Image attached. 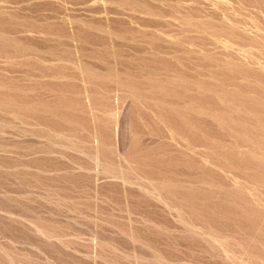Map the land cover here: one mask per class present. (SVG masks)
I'll return each mask as SVG.
<instances>
[{
    "label": "rangeland",
    "instance_id": "374dc122",
    "mask_svg": "<svg viewBox=\"0 0 264 264\" xmlns=\"http://www.w3.org/2000/svg\"><path fill=\"white\" fill-rule=\"evenodd\" d=\"M0 264H264V0H0Z\"/></svg>",
    "mask_w": 264,
    "mask_h": 264
}]
</instances>
